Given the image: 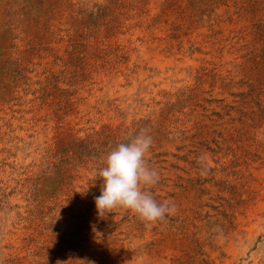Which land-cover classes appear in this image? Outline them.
<instances>
[{
    "label": "rangeland",
    "instance_id": "rangeland-1",
    "mask_svg": "<svg viewBox=\"0 0 264 264\" xmlns=\"http://www.w3.org/2000/svg\"><path fill=\"white\" fill-rule=\"evenodd\" d=\"M141 129L152 227L94 203ZM0 264H264V0H0Z\"/></svg>",
    "mask_w": 264,
    "mask_h": 264
},
{
    "label": "clouds",
    "instance_id": "clouds-1",
    "mask_svg": "<svg viewBox=\"0 0 264 264\" xmlns=\"http://www.w3.org/2000/svg\"><path fill=\"white\" fill-rule=\"evenodd\" d=\"M152 145V135L141 129L107 152L104 166L98 170L100 194L94 197L98 217L104 218L114 209L122 208L147 227L167 222L175 205L169 200L158 202L151 193L160 179L159 172L148 161Z\"/></svg>",
    "mask_w": 264,
    "mask_h": 264
}]
</instances>
